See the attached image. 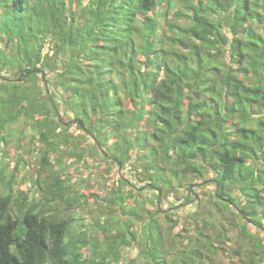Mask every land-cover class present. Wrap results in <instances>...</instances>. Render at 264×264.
Listing matches in <instances>:
<instances>
[{"label": "trees", "instance_id": "obj_1", "mask_svg": "<svg viewBox=\"0 0 264 264\" xmlns=\"http://www.w3.org/2000/svg\"><path fill=\"white\" fill-rule=\"evenodd\" d=\"M20 120L44 151L74 140L70 159L88 150L118 175L105 222L91 217L99 241L70 212L86 202L59 156L39 157L37 201L0 166V264H118L131 239L145 264H213L223 246L243 264L264 256V0H0V149ZM191 181L213 182L211 216L162 214L167 193L194 199Z\"/></svg>", "mask_w": 264, "mask_h": 264}, {"label": "rangeland", "instance_id": "obj_2", "mask_svg": "<svg viewBox=\"0 0 264 264\" xmlns=\"http://www.w3.org/2000/svg\"><path fill=\"white\" fill-rule=\"evenodd\" d=\"M46 49L47 46L44 47V50ZM1 74L7 76L10 75V72H8L7 69H3L1 71ZM52 76L53 75H49V77ZM57 91L61 93L58 88ZM57 96V99H60V95ZM23 121L24 120H20L8 126L9 135L7 136V146H3L0 149V166L4 168V174L6 178L8 179L11 173L15 174V177L10 182L11 186L8 184L9 187L12 188L14 192L19 188L26 191L30 190L32 191L31 198L37 201L40 198L41 191L39 185H37L36 182L43 179L44 174L46 173V168H44L43 173H39V157L43 152H46L51 159H53L55 155L59 156L61 158V163L60 165L56 164L53 168L56 170L62 168L64 175H67L69 179V181H67L69 183V193L70 196L73 197L72 200L76 201L74 203L81 201L86 202L84 208L79 206L78 209L72 208L70 212H72V214L75 216L74 218L76 219L77 223H81L82 227L80 230L82 232L84 231L87 236H95L100 241L103 238L102 226L105 227L104 223L101 224L102 226L95 225L94 220L91 217L93 216L94 218L98 219L99 216H101L103 218V221L105 222L104 217L108 215V211L110 210V208L107 206L108 197L105 194V190L111 187L113 182L116 183L114 178H116V176L118 175L117 168L113 167L111 169V172L108 174L102 172V158L99 156V154L96 153L88 155V148L86 149V147L84 151H87L84 154L82 153L83 156H81L78 162L70 159L68 156L70 151L77 149L73 145L74 140H69L65 144H63V147H65L66 149V151H64L63 153L61 151H58L59 153L55 154L50 150L44 151L45 145H43L42 142L38 139V135L35 131H33L31 124H25ZM69 131L73 134L78 133V130L75 129L74 125L70 127ZM62 132L63 131L59 128L56 129V133L61 134ZM19 135L20 139L18 138ZM81 140L82 139H79L81 145H87L88 147V145L91 146L93 144L90 139H87L86 141ZM80 147L81 146L78 147L79 151ZM17 162H19L18 168L15 169L14 166ZM102 174H106L105 177H109V180H104L105 177H103L104 175L102 176ZM123 175L124 178L129 179L133 184H136L137 187H142L143 189L145 188V186L142 185L145 183L144 180L137 179L135 170H133L132 168H126ZM212 176L213 173H207L206 179H211ZM194 183L197 182L191 181V184ZM213 190V182H205L200 185H195L193 186L194 199L192 198L188 202L177 207H172V201L174 202V205H177V201L172 196L170 197V195L167 193L164 197L165 199H160L159 204L160 206H163L161 213L163 214L167 212V210L171 211L168 214L171 215V218L173 219L182 216L187 217L188 214H190V216L193 214L199 215V218H204L206 216L209 217L211 216L208 214L210 206L209 199H212L211 196L213 194ZM182 193L185 192L183 191ZM233 193L237 194V190L234 189ZM236 197L238 198V195ZM53 207L59 209L57 204H53ZM195 212L200 213L196 214ZM120 216L122 217V220L131 217L127 215V213H121ZM227 216L230 215L228 213L224 215L225 218H227ZM113 220L114 218H110L107 224H111ZM159 222L163 228V232L168 233L169 222L165 219V215L159 216ZM124 223L128 224V221H124ZM262 224H264V220H262ZM135 225H138V223L135 222ZM181 225V223H178V225L173 229V232H176L181 227ZM189 231L190 233H192L194 230L190 227ZM214 231L216 232V228L214 229ZM260 235L264 237V234H262V232H260ZM83 241V243L88 242L86 238H83ZM82 250L85 254L87 253L86 251H84V249ZM218 252L219 253H216L212 258L213 264H243V259L246 258L242 254L240 261H238L236 256L231 255L227 250L224 249V246L222 249H219ZM118 255V264H145L139 256V244L134 239H131L130 245H121L119 247ZM260 257L262 259H258ZM253 259L255 261L257 260L258 264H264V256H257Z\"/></svg>", "mask_w": 264, "mask_h": 264}, {"label": "water", "instance_id": "obj_3", "mask_svg": "<svg viewBox=\"0 0 264 264\" xmlns=\"http://www.w3.org/2000/svg\"><path fill=\"white\" fill-rule=\"evenodd\" d=\"M197 185V184H196ZM193 186H195V184L190 185V189H193ZM159 204V203H158Z\"/></svg>", "mask_w": 264, "mask_h": 264}, {"label": "clouds", "instance_id": "obj_4", "mask_svg": "<svg viewBox=\"0 0 264 264\" xmlns=\"http://www.w3.org/2000/svg\"><path fill=\"white\" fill-rule=\"evenodd\" d=\"M45 51V50H44Z\"/></svg>", "mask_w": 264, "mask_h": 264}]
</instances>
